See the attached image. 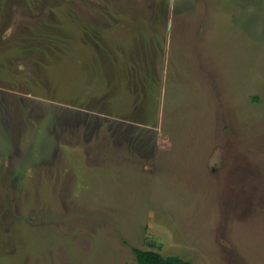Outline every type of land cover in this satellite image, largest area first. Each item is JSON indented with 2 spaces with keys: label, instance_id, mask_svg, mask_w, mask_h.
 <instances>
[{
  "label": "rangeland",
  "instance_id": "obj_1",
  "mask_svg": "<svg viewBox=\"0 0 264 264\" xmlns=\"http://www.w3.org/2000/svg\"><path fill=\"white\" fill-rule=\"evenodd\" d=\"M132 247L264 264V0H0V264Z\"/></svg>",
  "mask_w": 264,
  "mask_h": 264
},
{
  "label": "trees",
  "instance_id": "obj_2",
  "mask_svg": "<svg viewBox=\"0 0 264 264\" xmlns=\"http://www.w3.org/2000/svg\"><path fill=\"white\" fill-rule=\"evenodd\" d=\"M52 27H54V28H52ZM54 29L59 30L54 25L50 24L49 31L48 30H40L39 32H43V33L49 32V35H53ZM94 37L98 38V35H95L94 33H92L90 36V39H93ZM94 39L92 40L93 43L98 44L99 41H97V39H95V40ZM51 45H53V44H51ZM132 253L134 254L136 264H191L189 261L184 260L181 257L176 256V255L163 256L157 250L152 249V248L141 249V248H137V247H132Z\"/></svg>",
  "mask_w": 264,
  "mask_h": 264
},
{
  "label": "crops",
  "instance_id": "obj_3",
  "mask_svg": "<svg viewBox=\"0 0 264 264\" xmlns=\"http://www.w3.org/2000/svg\"><path fill=\"white\" fill-rule=\"evenodd\" d=\"M144 40H145V39H144ZM140 46H141V48H140V49L143 51V50H144V46H145V45H143V44H140ZM137 52H138V51H137ZM137 55L139 56V54H136V56H137ZM144 66H145V65H144ZM144 66H142V69H143V67H144ZM130 72H131V73H133L132 71H130Z\"/></svg>",
  "mask_w": 264,
  "mask_h": 264
}]
</instances>
